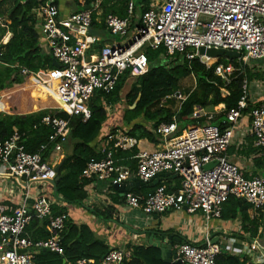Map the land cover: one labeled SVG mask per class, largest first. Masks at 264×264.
Returning a JSON list of instances; mask_svg holds the SVG:
<instances>
[{
    "label": "built area",
    "instance_id": "2783aa9c",
    "mask_svg": "<svg viewBox=\"0 0 264 264\" xmlns=\"http://www.w3.org/2000/svg\"><path fill=\"white\" fill-rule=\"evenodd\" d=\"M102 2L94 0L89 8L67 15L52 0L34 9L41 40L59 66L38 71L20 66L19 74L56 102L47 107L50 111L63 110L69 117L87 121L92 115L90 101L97 90L109 93L126 71L139 76L149 69L145 52L148 47L164 46L167 54L179 52L188 59L198 57L208 67L213 59L200 55L201 47L239 51L244 62L264 60V0H150L148 4L127 0L126 16L114 13L105 16V29L112 39L100 47L102 37L92 28L94 14L102 13ZM116 36L126 38L117 43ZM7 40L4 36L2 42ZM234 69L232 63H220L215 72L229 80ZM243 92L238 107L228 111L224 129L211 122L214 112L206 109L193 112V117L207 116L205 122L188 126L180 133L177 121L161 123L156 132L166 146L154 151L138 150L132 157L137 160L135 168L119 163L114 149L131 150L138 146V140L117 130L113 148L109 147L103 158L90 161L82 176L92 181L106 180L119 187L133 177L150 182L162 172L171 173L179 178L177 190L169 191L160 185L147 197L127 191L126 202L149 215L185 207L191 213L202 212L210 222L221 218L224 204L230 197H236L251 204L253 218L259 217L264 210V175H245L228 154L251 98L248 80L244 81ZM248 116V133L264 157V103H255ZM42 123L54 129L50 136L53 152L62 151L70 134L69 118L48 113ZM23 140V134L17 131L0 140V175L20 179L25 185L51 184L50 180L58 174L55 165L44 160L41 151H27ZM244 142L241 138V143ZM211 161H216L215 166L205 170L203 166ZM33 213L49 219V238L33 240L24 235ZM67 219L66 214L53 216L52 201L43 190L39 189L34 197L28 190L14 212L0 214V264H36L43 249L63 255L61 233ZM248 240L245 242L250 251L259 249L257 237L250 236ZM177 253L184 263L220 264L217 261L220 246L210 239L201 244L184 241ZM129 258V250L113 248L99 260L81 258L66 260L64 264H125Z\"/></svg>",
    "mask_w": 264,
    "mask_h": 264
},
{
    "label": "trees",
    "instance_id": "16d2710c",
    "mask_svg": "<svg viewBox=\"0 0 264 264\" xmlns=\"http://www.w3.org/2000/svg\"><path fill=\"white\" fill-rule=\"evenodd\" d=\"M47 1L50 0H27L25 2L0 0V96L13 91L14 85L22 89L24 81L19 74L20 66L33 71L55 67L53 64L55 58L41 40L34 13L36 7ZM52 2L57 4L58 0H52ZM140 2L148 4L150 0H140ZM108 13H114L120 17L126 16L127 0H103L102 13L94 14L92 31L102 37L100 47L111 37L106 32L104 23ZM7 32L10 36L6 42H2ZM145 52L148 56L149 69L139 76H132L130 70L126 71L120 76L115 89L109 93L97 90L90 101L92 115L87 121L77 116L69 117L63 110L44 109L38 112L18 113L19 110L25 109V101H22L24 95L28 102L34 101L29 97L28 91L19 93V96L15 98L17 101L15 114H0V140L10 138L17 131L23 134L22 143L26 150L32 153L41 151L44 160L50 157L54 149V145L50 143V136L54 133V129L51 125L42 123L43 116L53 113L61 118H69L70 134L63 147L65 151L70 149V152L65 153V160L57 174L59 180L55 187V196L60 197L62 201L69 204L83 203L88 197V187L92 182L82 176L83 169L90 161L103 158L109 147L113 148L119 127L103 131L110 105L125 100L124 120L126 123L121 129L137 140L148 139L151 142L161 140L156 132L161 123L177 121L179 124L177 133L188 126L202 124L208 117H193V112L214 109L221 104L224 105L223 109L213 114L211 122L224 129L227 126L225 120L228 111L238 107L243 96L244 81H250L257 76L251 63L264 61L244 62L242 57L233 60L221 57L213 59L211 66L208 67L198 57L188 59L185 54L179 52L167 54L164 46L158 49L148 47L145 48ZM220 63L234 65L235 69L229 80L215 72L216 65ZM189 76L195 79V86L185 89L181 83ZM132 78L134 81L123 97L122 92ZM178 94H183L182 98H178ZM50 100L56 103L53 99ZM254 105L255 103L250 100L243 111L249 112ZM100 141H105L104 143L107 144L100 147L98 144ZM43 145L46 146L45 149H42ZM114 150L115 158L119 163L129 164L133 168L137 166V160L132 158L138 152L136 147L131 150ZM262 166H264L263 156ZM156 187L148 189L146 194H141V196L147 197ZM177 188L176 186L173 190ZM131 191L137 193L135 190ZM116 199L122 201L124 197L120 195V192H116ZM250 209V203L230 197L224 204L222 217L225 220L241 218L243 228L256 235L259 227H264V211L259 217L251 218L248 213ZM66 213L65 206L52 204L53 216ZM48 227V218L41 219L33 213L24 235L30 236L33 240L47 239L51 236ZM61 243L64 248L63 255L41 250L36 257V264H63L64 258L71 261L81 258L99 260L110 250L101 239L89 231L86 225L78 226L69 218L61 233ZM133 250V257L125 261V264H164L159 252L155 253L149 249L150 257H148L144 254L146 251L140 246ZM217 261L220 264L248 263L246 260L228 256L223 252L217 255Z\"/></svg>",
    "mask_w": 264,
    "mask_h": 264
},
{
    "label": "crops",
    "instance_id": "0c3cea01",
    "mask_svg": "<svg viewBox=\"0 0 264 264\" xmlns=\"http://www.w3.org/2000/svg\"><path fill=\"white\" fill-rule=\"evenodd\" d=\"M93 1L94 0H58L57 5L61 13L67 15L74 11L86 9L87 5L90 7ZM8 33L9 32L5 35L6 39L10 36ZM111 39L112 37L109 38V40ZM259 67L262 69H258L257 71L254 69L257 76L252 79L255 80L254 86L256 88V93L250 96V100L253 103H264V63ZM23 81L24 86H22V89H30L31 93L29 97H32L34 101L40 97L44 100L50 99L46 97L44 91H40L39 88H34L28 81H25L24 78ZM26 100L28 101L27 98ZM0 102L4 103V108H0V114H15L10 112V107L7 105L3 96H0ZM34 104L32 108L34 109L33 112L48 109L47 107L50 106L46 105L43 109H40L38 105ZM223 107L224 105L221 104L214 109H206V112H214L216 114L220 112ZM108 112L110 118L105 122L103 128L105 132L113 127V121L111 119L113 114L110 113V111ZM248 114L249 112L245 113V117L237 128L233 145H231L228 151L229 158L239 165L247 176L264 175V166L261 167L262 156L260 155L259 149L253 144L254 137L248 133L250 127V117ZM120 125L124 128V120L121 121ZM119 130L123 129H118V131ZM241 138L245 140L244 143H241ZM104 142L105 141H100L98 143L99 146L101 147ZM165 146L166 144L162 140L151 142L148 139H141L138 140V146L136 148L138 150L154 151L162 149ZM67 152L69 153L70 149L65 151L63 148L60 152H52L47 161L56 167L65 160V153ZM130 181L131 180L128 182ZM158 184L164 185L167 189L173 191L176 186L179 187L180 181L177 175L169 174L160 177L155 186L152 185V181H141L139 184L131 187L129 191L135 190L139 195L146 194L148 189L154 188ZM28 185L30 186L29 189L27 187ZM39 189L43 190L44 193L50 197L52 204L57 203L66 207V215L72 223L78 226L86 225L89 231L94 233L95 237L101 239L109 249H127L131 252V257H133L134 253L133 248L137 246L142 247L146 251L144 254L148 257H150L149 249L155 253L159 252L161 257L160 249L149 245V237L152 233H157L154 239H158L160 238L158 233H165L167 236L172 235L179 239L175 242L177 249L178 246L186 240L201 244L205 243L207 239H210L211 241L216 240L218 243L226 245L225 249L220 248V253L223 252L228 256L246 260L248 262L247 264H250V261L246 258L247 256L251 257V262H253V264L264 263L263 226H260L256 235H253L251 231H246L243 228V221L241 218L225 220L221 217L213 218L210 222H207L202 212L196 211L191 213L185 207L180 210L174 209L158 214H145L141 208H135L129 205L125 200V193L123 194L118 188L111 186L106 180L92 181L88 187V197L83 203L69 204L62 201L60 197L55 196V187L53 184L27 183V185H25L20 179L0 175V212H14L28 190L31 196L34 197ZM116 192H120V195L124 197L122 201L116 199ZM30 202H33V198H31ZM248 213L250 217L253 218L252 211L249 210ZM250 236L257 237L260 243L258 250H249L248 243L245 241H249L248 237ZM220 244L218 245L220 246ZM141 255H143L142 252ZM64 260L66 261L68 259L64 258ZM143 261L146 262L144 258ZM64 263L65 262H63V264Z\"/></svg>",
    "mask_w": 264,
    "mask_h": 264
},
{
    "label": "water",
    "instance_id": "95a60500",
    "mask_svg": "<svg viewBox=\"0 0 264 264\" xmlns=\"http://www.w3.org/2000/svg\"><path fill=\"white\" fill-rule=\"evenodd\" d=\"M23 2L27 1V0H21ZM89 8V5L86 6V9ZM200 55H204L207 56L209 58L212 59H216V58H221V57H226L227 59L233 60V59H240L242 57V54L239 51H235V50H230V49H224V48H205V47H201L199 50ZM53 64L55 66H59V63L57 62L56 59L53 60ZM60 101V100H59ZM216 164V161H211L207 164H205L203 166V168L205 170H209L211 168H213ZM61 165L62 162L59 163L56 166V171L57 173L60 172L61 170ZM171 173H165L162 172L160 173L158 176H156L154 179H152V185L155 186V184L158 182V179L164 175H169ZM59 180V176L57 175V177L55 179L50 180L51 184H53L54 187H56L57 181ZM141 182V180L137 177H133L131 179L130 182L125 183L120 185L119 187L116 186V188H118L121 192H123V194L127 191H129L131 189V187H133L134 185H137ZM243 201H245L243 199ZM157 233H152L149 237V245L154 246L155 248L160 249L161 251V258L164 261V264H188V263H184L182 261V259H180L178 257V253H177V248H176V244L175 242L178 241L179 239L177 237H174L172 235L167 236V234L165 233H158L159 237L158 239H154L155 235ZM219 239V237H218ZM213 244H220L218 243L216 240L212 241ZM226 245L225 244H220V248H224L225 249ZM45 251H50V249H43ZM247 260L250 261V264H253V262H251V257L247 256L246 257ZM65 262V260L63 261Z\"/></svg>",
    "mask_w": 264,
    "mask_h": 264
},
{
    "label": "rangeland",
    "instance_id": "374dc122",
    "mask_svg": "<svg viewBox=\"0 0 264 264\" xmlns=\"http://www.w3.org/2000/svg\"><path fill=\"white\" fill-rule=\"evenodd\" d=\"M115 38H116V42L117 43H121L126 37L116 36ZM263 63H264V61L263 62H257L256 61L255 63L253 62L251 64H252V66H254V69H256V71H257L258 69H262L259 66H261V64H263ZM133 81H134V79L132 78L130 80V82H128L126 88L122 92L123 93L122 94L123 97L129 91L130 84ZM181 84H182V87L185 88V89L186 88H192V87L195 86V79L192 76H189V77L183 79ZM254 84H255V80H250L249 81V91H250V95L251 94L254 95L256 93V88H255ZM13 87H14V90L13 91H10V92H8L6 94H3V98L5 99L7 105L10 107L9 108L10 112L15 113V112H17V111H15V110H17V101L15 100V98L17 96H19V93L21 94L22 92H25V91H28V93L30 95L31 90L30 89H26V90L25 89H19L17 85L16 86L14 85ZM178 96H179V94H178ZM13 101H15V102H13ZM22 101H25V104H24L25 109L19 110L18 113H29V112H33L34 109H32V108H33V104L34 103H35L34 105H38V108H40V109H43V107H45L46 105H51V106H54L55 105L54 102H52L50 99L44 100L41 97L39 99H36L35 101H33V102L30 103V102H28L26 100V96L25 95L23 96ZM125 106H126V103H125V100L124 99L120 103H118V104L116 103L115 105H110L109 106L108 111H110V113L113 114V116L111 118L112 121H113V124H112L113 127H119V129L122 128V126L120 125V123H121L122 120H124V108H125ZM219 106H217V107H219ZM109 118H110V116L108 115V119ZM124 122L126 123V120H124Z\"/></svg>",
    "mask_w": 264,
    "mask_h": 264
},
{
    "label": "bare ground",
    "instance_id": "6f19581e",
    "mask_svg": "<svg viewBox=\"0 0 264 264\" xmlns=\"http://www.w3.org/2000/svg\"><path fill=\"white\" fill-rule=\"evenodd\" d=\"M0 108L3 109L4 108V103L0 102Z\"/></svg>",
    "mask_w": 264,
    "mask_h": 264
}]
</instances>
